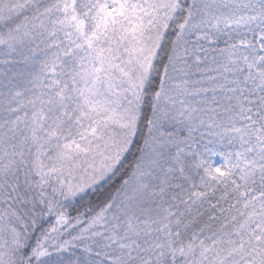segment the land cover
<instances>
[{"label":"snow or ice","instance_id":"obj_1","mask_svg":"<svg viewBox=\"0 0 264 264\" xmlns=\"http://www.w3.org/2000/svg\"><path fill=\"white\" fill-rule=\"evenodd\" d=\"M0 264H264V0H0Z\"/></svg>","mask_w":264,"mask_h":264}]
</instances>
